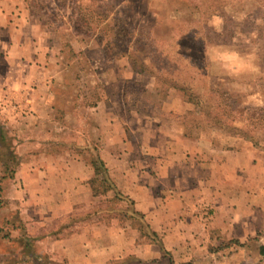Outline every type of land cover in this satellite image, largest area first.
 <instances>
[{"label": "crops", "instance_id": "crops-1", "mask_svg": "<svg viewBox=\"0 0 264 264\" xmlns=\"http://www.w3.org/2000/svg\"><path fill=\"white\" fill-rule=\"evenodd\" d=\"M56 43L19 0H0V116L25 136L16 143L19 164L0 202L2 232L39 236L38 253H56L68 264H106L131 253L138 233L113 219L52 236L56 219L113 196L92 193V153L174 263H200L219 239L244 242L264 230V159L249 144L234 140L226 147L212 136L187 137L178 123L169 130L163 118L123 108L111 84L80 92L78 82L61 80L65 68L57 64ZM124 75L139 80L142 74L126 67ZM167 97L162 109L168 104L169 115L179 119L188 101L180 97L169 108ZM10 247L0 243V264L11 259ZM143 248L146 258L149 252L157 257L155 245Z\"/></svg>", "mask_w": 264, "mask_h": 264}, {"label": "rangeland", "instance_id": "rangeland-1", "mask_svg": "<svg viewBox=\"0 0 264 264\" xmlns=\"http://www.w3.org/2000/svg\"><path fill=\"white\" fill-rule=\"evenodd\" d=\"M19 1L26 14L34 20H40L52 38L57 40V64L65 68L60 74L62 81L78 82L80 92L87 88L91 90L98 84H111L114 96L123 108H145L148 113L163 118L167 129L172 130L174 124L178 123L193 138L202 134L212 136L215 142L226 147H231L234 140H239L241 146L249 144L256 155L264 159V0H221V7H218V0ZM72 26L81 32H98V38L83 36L74 31ZM114 33L120 36L121 41L137 40L138 50L143 53L139 56L142 59L152 46L154 53L149 58L162 68L151 72L154 78L148 73H141L139 80L125 78L124 68H131V65L127 57L115 54L118 49H114L111 42L114 41ZM54 63L55 60H52L51 64ZM144 63L148 68L151 65L148 60ZM155 76L160 81L174 78L176 84H185L184 92H187L188 100L192 101L188 102V108L182 111L179 119L169 115L168 104H165L166 110L162 109V104L152 106L151 103L158 100L152 94L162 86ZM126 80L144 85L126 84ZM184 92L177 88L168 90L166 97L171 98L169 108H176L180 97L187 100ZM123 96L126 97L127 105L121 99ZM143 99L148 101L142 104ZM1 126L11 136L7 144L15 150V143L25 137L24 131L20 132L14 125L7 127L2 116ZM3 152L0 150V176L7 173V169L2 166L8 159L7 152ZM7 182V179L0 181V202L4 201ZM116 203L113 202L111 206L118 210L127 207L124 202ZM105 205L103 200L91 209L95 206L103 208ZM84 213L79 211L72 218L69 215L56 219L50 226L52 236L57 238L72 233L71 229L79 226L78 220ZM110 219L120 224L128 223L136 230L138 238L129 250L131 253H123L106 264H169L167 258L173 260L168 250L169 255H164L157 243H151L141 235L134 220L108 218L100 213L90 221ZM68 223L70 226L64 227ZM58 228L62 230L61 234L57 233ZM259 231L263 233L264 230ZM261 235L254 240L246 238L245 246L241 247L224 246L227 240L219 239L206 249V259L194 264H264V256L259 255L258 251L259 244L264 243ZM33 242L29 252L35 254L40 248L35 239ZM147 244L159 249L157 257L149 252V258H146L143 247ZM9 250V256L15 251L14 258L22 259L18 247L12 245ZM42 256L43 260L37 264H68L65 258L56 253ZM31 262L35 264V261Z\"/></svg>", "mask_w": 264, "mask_h": 264}, {"label": "trees", "instance_id": "trees-1", "mask_svg": "<svg viewBox=\"0 0 264 264\" xmlns=\"http://www.w3.org/2000/svg\"><path fill=\"white\" fill-rule=\"evenodd\" d=\"M120 2H124V1H128V0H119ZM220 2V4H218V7H221L222 3L221 0H218ZM223 13V12H222ZM215 15V14H214ZM216 15H218V13H216ZM248 20L249 17L247 18ZM253 20V19H252ZM53 23L55 24L56 22L53 21ZM59 25V24H58ZM74 31H76L79 34H83V36H94L97 37L98 32L96 33H87V32H81L79 31L77 28H75V26H72ZM86 27H89V25H87ZM77 35V34H76ZM115 35V36H114ZM119 35L114 33L112 34V39L114 41L112 42V47L114 49H118L117 52L115 54L123 56V57H127L128 61L131 65V68L134 72L136 73H148L150 75L151 72L156 71V70H161L162 68H160V66L157 64V62L155 60H152L150 57V55H152L154 52L152 50V46H150L149 53L145 54V58L142 59L139 56L142 55L143 53L140 52L138 49V46L136 44V41H132L130 38V40H125V41H121V39H119ZM98 38V37H97ZM98 42H101L99 39H97ZM114 42V45H113ZM120 44L118 45L117 43ZM116 43V44H115ZM155 48V47H154ZM155 50V49H154ZM136 53H140L139 55H137ZM145 60H148L151 65L148 66L144 63ZM153 77V75H152ZM154 78V77H153ZM156 80L158 82L162 83V86H160V88L156 89L152 95L158 98V100L155 102H152V106H161L162 102L165 100L168 90L170 88H177L181 91H186V86L185 84H176L173 80H171L172 78H165L163 80H159L158 76H155ZM126 84H133L134 86H143L144 84L138 81H133V80H126L125 82ZM187 94V92H186ZM184 92V95H186ZM187 96V101L191 102L192 100H188V95ZM124 101V104L127 105L126 102V97L123 96L121 98ZM148 101V99H143L142 104L146 103ZM131 109H135L138 112H142V113H148V111L144 108H139V107H128V111ZM187 137H191L189 136V134L184 133ZM8 138H11L10 134L5 131V129L1 126L0 127V150L4 151L3 153H6L7 156V161L5 164H2V166H4L7 169V173L4 174L2 173L0 176V181L5 180V179H9L12 178L13 173L16 170V167L19 164V156L16 154L14 148L7 144L8 143ZM17 143V142H16ZM15 143V144H16ZM2 147V148H1ZM9 163H11V165H9ZM91 164L94 168V177L90 180V186L92 189V193L94 195H104L106 194V192L108 191H112L113 192V196L111 198H108L106 200H104L105 202V206L103 208H99L98 206H95L93 209H91L88 212H85L83 214V217H81L78 220V223L81 222H86V221H90L91 219H93L94 217H98L100 215V213H102L105 217L108 218H118L120 219V217L123 218H127L130 220H134L135 222V226L136 228L141 232V235L144 237H147L148 240L151 243H157L160 246V251L164 254V255H169V253L167 252V250H165V248L163 247V244L161 242V240L158 239L157 234L151 229L150 225L148 224V222L145 220L144 215L140 212H138L137 210H135L134 205H133V201L132 199H130L129 197L123 195L118 189H116L113 181L110 179L107 169L104 166V163L102 162V160L96 155V153H92L91 154ZM113 202H124L127 204V207L125 209L122 210H118L116 208H113L111 205L113 204ZM116 203V205L118 204ZM74 216V214L70 215ZM72 218V217H71ZM138 223V225H136ZM19 224V223H18ZM13 225H16V221L13 222ZM70 226V223L66 224L64 227ZM62 229V226L60 227ZM59 228L57 229V233H60ZM72 231V230H71ZM262 234L261 236H263L264 239V231L263 233H261L259 230L256 232V235L252 238H249L251 240L254 239H258L259 235ZM10 233H4L0 230V243L2 241H6V243H11V245H16L15 247H18L20 249L19 253L22 255V259L17 260L16 257L14 258L15 251H12V255L10 256L11 259L6 260L4 263L2 264H34L31 261H35V264L39 263L42 259V254L39 256L38 252H35V254H33L32 252H29L31 250V248L33 247V240L35 239L38 240L39 236H35L32 238H29L26 234H20L14 237L9 236ZM27 236V237H26ZM26 237V238H25ZM33 239V240H32ZM16 241H19L16 242ZM231 245H236V246H245L244 242H240L237 239H230L227 240V242H225L224 246H231ZM1 250L7 252L8 251V247H2L1 245ZM258 251H259V255L264 256V243L259 244L258 246ZM13 258V259H12ZM170 260V261H169ZM167 261H169V264H177L174 263L173 260L171 258H167Z\"/></svg>", "mask_w": 264, "mask_h": 264}]
</instances>
